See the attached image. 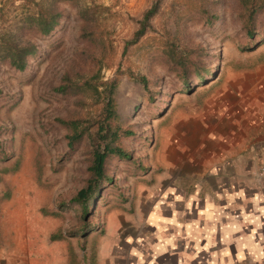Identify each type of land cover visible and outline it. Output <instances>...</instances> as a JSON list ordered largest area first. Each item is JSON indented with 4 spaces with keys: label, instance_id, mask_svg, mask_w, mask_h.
I'll use <instances>...</instances> for the list:
<instances>
[{
    "label": "rangeland",
    "instance_id": "374dc122",
    "mask_svg": "<svg viewBox=\"0 0 264 264\" xmlns=\"http://www.w3.org/2000/svg\"><path fill=\"white\" fill-rule=\"evenodd\" d=\"M55 1L65 14L51 33L35 34L25 25L40 54L24 70L0 63V264H64L69 253L65 241L49 240L47 231L57 228L52 220L64 222L66 229L81 220L77 207L61 203L85 183L89 145L83 141L68 154L67 128L56 118H84L88 103L81 93L63 95L51 87L66 70L77 78L94 72L89 53L101 58L104 78L117 72L118 122L134 133L124 138L131 158L110 159L113 183L88 220L96 226L108 220L101 249L118 252L124 260L120 264L133 263L140 248L146 261L156 235L144 223L151 217V204L163 202L169 188L178 194L184 185L181 143L190 140L181 134L185 106L202 96L199 90L214 76L235 67L230 60L264 57V6L256 13L257 41L252 47L245 46L253 37L243 26L239 0H161L152 27L125 47L136 19L152 0ZM28 3L0 0V32L36 8ZM82 11L87 15H80ZM84 26L91 37L82 35ZM208 67L213 69L211 79L202 83L197 74ZM132 72L147 77L152 98ZM183 76L191 82L189 88ZM126 220L141 221L137 225ZM98 237L92 239V248L102 235ZM75 248L79 255L83 252L76 242Z\"/></svg>",
    "mask_w": 264,
    "mask_h": 264
},
{
    "label": "crops",
    "instance_id": "0c3cea01",
    "mask_svg": "<svg viewBox=\"0 0 264 264\" xmlns=\"http://www.w3.org/2000/svg\"><path fill=\"white\" fill-rule=\"evenodd\" d=\"M257 58L230 60L235 67L214 76L185 106L184 185L151 204L144 223L155 229L154 247L146 261L140 248L128 264H264V180L257 173L264 163V57ZM107 221L90 223L93 229L82 235L84 220L72 229L52 220L57 228L49 226L47 236L65 241L64 264L70 251L78 264H120L118 252L101 249ZM96 234L102 238L92 248Z\"/></svg>",
    "mask_w": 264,
    "mask_h": 264
},
{
    "label": "trees",
    "instance_id": "16d2710c",
    "mask_svg": "<svg viewBox=\"0 0 264 264\" xmlns=\"http://www.w3.org/2000/svg\"><path fill=\"white\" fill-rule=\"evenodd\" d=\"M27 5H36L35 9H28L18 19H14L10 28L0 32V63H6L18 70H24L31 59L36 58L39 53L38 43L26 32L25 25L34 28L35 34L45 35L51 33L60 23L65 14V10L60 9L57 1L51 0L44 3L43 0H25ZM161 0H152L139 18L136 19L137 27L133 31L132 37L127 40L129 43L137 42L151 27V18L158 11ZM242 11L240 16L244 17V28L246 33L253 37V44L247 43L246 47H252L256 43V13L264 6V0H239ZM82 16L87 15L82 11ZM211 15V14H209ZM211 22V17L207 16ZM82 35L91 37L92 32L86 26L82 30ZM101 58L94 53H89L88 61L96 66V70L89 74L74 77L69 70H66L60 81L53 85L51 89L59 94H83L88 103L86 116H58L56 119L63 123L67 132L65 134L66 144L69 147L68 154L79 148L83 141L89 145L88 150V176L77 191L65 202L61 204L66 207H77L81 220H84L83 234L89 233L94 225L88 220L92 208L98 200L103 197V191L113 183V175L110 172V159L117 157L124 160L131 158V152L124 144V138L132 135L134 130L131 127L124 128L118 122V111L115 105L114 92L118 82L117 72L110 77L104 78L101 73ZM213 69L205 68L204 72L197 74L200 82L206 83L211 78ZM139 80L144 89L151 95L152 90L148 85L147 77L144 74L130 73ZM183 85L187 88L191 85L186 76L182 77ZM208 88L207 90H209ZM2 89L0 88V92ZM80 94V95H81ZM89 231V232H88ZM67 264H78V259L73 251Z\"/></svg>",
    "mask_w": 264,
    "mask_h": 264
},
{
    "label": "built area",
    "instance_id": "2783aa9c",
    "mask_svg": "<svg viewBox=\"0 0 264 264\" xmlns=\"http://www.w3.org/2000/svg\"><path fill=\"white\" fill-rule=\"evenodd\" d=\"M258 176L260 179L264 180V163L258 168Z\"/></svg>",
    "mask_w": 264,
    "mask_h": 264
}]
</instances>
